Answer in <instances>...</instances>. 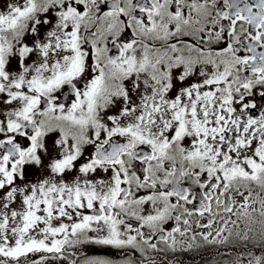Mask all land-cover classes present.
Listing matches in <instances>:
<instances>
[{"label":"snow or ice","instance_id":"6c2138e0","mask_svg":"<svg viewBox=\"0 0 264 264\" xmlns=\"http://www.w3.org/2000/svg\"><path fill=\"white\" fill-rule=\"evenodd\" d=\"M258 99L264 0H5L0 264H144L74 257L197 237L264 247Z\"/></svg>","mask_w":264,"mask_h":264},{"label":"flooded vegetation","instance_id":"af4514ba","mask_svg":"<svg viewBox=\"0 0 264 264\" xmlns=\"http://www.w3.org/2000/svg\"><path fill=\"white\" fill-rule=\"evenodd\" d=\"M258 103H264V101L257 100ZM206 222V221H205ZM174 226L173 222H170L166 228L170 230ZM202 231V229H198ZM227 235V233H225ZM179 239V237H177ZM192 243V247L189 248L188 244ZM159 247L164 249L162 251H150L143 254L135 252L133 253L128 249H116L110 246L101 245H87L80 249L75 254V259L80 260L81 257H104L110 258L114 261H120L122 258L134 257L137 262L142 258L144 264H148V257H151L155 264H232V261L236 257L247 250L254 251L256 254H260L264 251V247H253V244L241 243L235 235L230 237L225 243H208L199 237L196 241H189L185 238L183 244H177L176 250L167 249L163 244ZM38 259V256L33 257Z\"/></svg>","mask_w":264,"mask_h":264},{"label":"rangeland","instance_id":"374dc122","mask_svg":"<svg viewBox=\"0 0 264 264\" xmlns=\"http://www.w3.org/2000/svg\"><path fill=\"white\" fill-rule=\"evenodd\" d=\"M4 3H5V0H0V8L3 7Z\"/></svg>","mask_w":264,"mask_h":264}]
</instances>
